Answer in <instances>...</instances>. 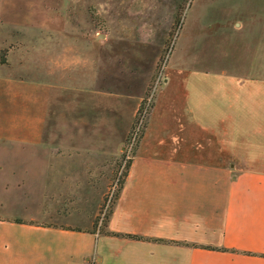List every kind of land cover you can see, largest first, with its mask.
I'll return each instance as SVG.
<instances>
[{
    "label": "crops",
    "instance_id": "crops-1",
    "mask_svg": "<svg viewBox=\"0 0 264 264\" xmlns=\"http://www.w3.org/2000/svg\"><path fill=\"white\" fill-rule=\"evenodd\" d=\"M31 8L59 17L46 1ZM244 11L257 16L264 0H245ZM179 58L163 71L103 231L69 222L59 194L113 171L150 78L144 93L80 87L50 93V105L41 93L46 104L21 117L31 136L10 141L30 152L0 163L7 192L33 210L0 219V264H264V77ZM109 95L128 109L125 123L108 113Z\"/></svg>",
    "mask_w": 264,
    "mask_h": 264
},
{
    "label": "rangeland",
    "instance_id": "rangeland-1",
    "mask_svg": "<svg viewBox=\"0 0 264 264\" xmlns=\"http://www.w3.org/2000/svg\"><path fill=\"white\" fill-rule=\"evenodd\" d=\"M38 1L8 0L7 7L4 2L0 7V163L9 155L30 152V148H12L10 141L31 136L21 117L46 104L41 93H49V105L50 93L80 87L144 93L150 78L140 107L143 114L153 101L147 100L163 82L165 67L177 55L188 57L190 64L182 65L186 68L264 77V17H260L264 12L249 16L245 0H42L50 8H60L58 18L32 9ZM47 20L49 28H45ZM17 43L24 46L9 52ZM5 61L7 65H2ZM114 97L107 99L108 113L114 116L120 110L116 115L125 123L128 109L117 108L121 102ZM141 115L137 113L124 148L135 135ZM51 127L49 122L44 131L47 140L53 136ZM132 155L123 150L110 174L102 171L92 186L59 194V202L67 204L69 222L104 230ZM5 183L3 168L0 219L10 213H32L13 200L19 195L8 193Z\"/></svg>",
    "mask_w": 264,
    "mask_h": 264
},
{
    "label": "built area",
    "instance_id": "built-area-1",
    "mask_svg": "<svg viewBox=\"0 0 264 264\" xmlns=\"http://www.w3.org/2000/svg\"><path fill=\"white\" fill-rule=\"evenodd\" d=\"M153 95H154V93H153ZM153 95L151 96V98H149L148 100H147V102H151V99L153 100ZM152 105V104H151ZM149 107H151L150 105H149ZM148 107V108H149ZM148 111H149V109H144V112H143V114L142 113H140V112H142V111H140L139 113H138V115L140 116L141 114V117H140V123H139V126H138V128H137V131L135 132V135L132 137V140H131V142L127 145V147L126 148H124V151L125 152H127V153H131V154H133L134 153V150H135V148H136V145H137V143H138V141H139V139H140V137H141V134H142V131H141V134H140V136H139V131H140V127H141V124H142V122H143V120L145 119V117H146V115L148 114ZM147 118V117H146ZM143 128H144V126H143ZM139 136V139H137V137ZM132 157V156H131Z\"/></svg>",
    "mask_w": 264,
    "mask_h": 264
},
{
    "label": "trees",
    "instance_id": "trees-1",
    "mask_svg": "<svg viewBox=\"0 0 264 264\" xmlns=\"http://www.w3.org/2000/svg\"><path fill=\"white\" fill-rule=\"evenodd\" d=\"M140 107H141V106H140ZM140 111H141V108H139L138 113H139ZM130 162H131V160H130V161L128 162V164H127V169H126V172H125L124 178L126 177V174H127L128 168H129V166H130ZM124 178H123V181H124ZM123 181H122V183H121L120 189H121V187H122ZM120 189H119V191H120ZM117 196H118V193H117V195H116L115 198H117ZM16 222H17V223H21V221H16Z\"/></svg>",
    "mask_w": 264,
    "mask_h": 264
}]
</instances>
